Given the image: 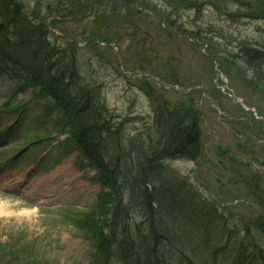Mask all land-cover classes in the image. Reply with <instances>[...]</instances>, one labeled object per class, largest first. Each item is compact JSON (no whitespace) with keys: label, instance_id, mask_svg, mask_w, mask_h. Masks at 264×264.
<instances>
[{"label":"rangeland","instance_id":"rangeland-1","mask_svg":"<svg viewBox=\"0 0 264 264\" xmlns=\"http://www.w3.org/2000/svg\"><path fill=\"white\" fill-rule=\"evenodd\" d=\"M16 1L27 5L26 0ZM137 1L138 3L135 0H105L100 6H108L106 15L113 8V5L108 4L116 3L114 9H116L117 14L122 15L125 11L123 7L131 6L135 10V6L142 2L144 5L150 4L154 8L152 18L142 19L137 23V27H141L144 32L151 33L153 37L160 32L159 28L163 24L160 15H169L171 7L178 8L180 16L172 18V21L176 22L183 32L198 35L199 43L198 47H193L189 46L191 42L187 43L183 39H178L173 44L174 46L168 44L173 52H177V47L180 48L178 60L174 65L177 67L178 73H172L169 80L179 81V86L185 92L197 83L205 86L206 94L203 93V96L205 95L208 100H203L201 105L207 130L212 132L214 137L216 135L222 138L230 136L234 139V134L241 136L240 134L244 131L235 126L234 131L236 129L237 133L235 131L233 135H230L231 123L239 119L237 116H242L239 119L242 122L247 119L249 114L243 110L237 100H232L228 96L220 101L222 104L220 106L219 103L210 98L214 88L206 78L208 66L202 53L214 54L218 57L215 60L217 61V68L220 69L219 62L222 61V58L226 55H239L242 48L247 47L250 51L259 48L264 51V22L257 20V13L254 12L256 7L261 6L260 0H197L183 5L177 1L172 4L169 0ZM189 5L200 6L201 12L198 15L190 12L191 8L197 7H190ZM104 19L106 20L102 23L101 35L108 36L109 32L113 36L116 26H119L121 34L131 31L124 23L109 22L107 17ZM93 21L92 18H89L86 23L57 26L61 29L57 32L69 33L79 45H85L88 42V35H83L80 31L81 28L87 27V34H89L91 30L98 28L99 26L93 24ZM131 42L130 38H124L119 43L120 66L118 63L116 66L117 55L115 50L107 52L111 61L109 64L96 62L95 59L88 56L90 54L83 51L77 52L80 60L75 61V63L82 85L91 87L97 84L101 91V104L108 113L106 118L110 121V116L113 120L115 119L111 123L121 129L118 136L123 140V145L121 144L123 151L125 153L132 152L131 159L135 162L138 157V150L149 148L148 136L154 138L157 130L158 134H161L166 101L171 102L167 105L168 108L170 106L176 107L177 103L180 104V101L177 100H181V96L174 92L173 97H171L166 92L161 93L159 88L154 87L152 89L154 104L149 107V103L140 88V83H128L125 81L126 79L124 80L122 76H119L120 74H117L118 67L124 72L137 76L133 79L141 80L138 77L140 75L155 76L161 85L168 86L167 82H164L168 79H162L160 73L161 61L166 55V53L162 54L161 50L163 51V49L160 50V46H157L159 55L154 59L156 56L152 54L150 63L145 60V57L149 56L148 47H143L141 44L137 48L139 54L135 60L127 50ZM137 42L139 44V40ZM153 44L156 42L154 41ZM56 46L63 50L66 43L57 42ZM153 47L155 48V46ZM99 49L90 47V51L104 54ZM39 61L41 62L40 59ZM87 61L90 64H87ZM203 66H207V68ZM138 67H141V71L135 72V68ZM242 68L227 70L226 73L228 72V74L223 73L222 77L217 76L215 82L212 78L211 81L214 83L215 89L223 87L228 95L241 98L244 108H253L255 114L258 115L257 108L264 110V100L258 99L259 95L253 90V87L243 88V82L237 80V77H240V71L243 70ZM262 69L264 70V66ZM14 75L12 76L8 69L0 66V106L9 102L11 107L16 102L20 103L32 99L33 93L31 91L15 93V89L21 85V81L15 79ZM248 77L250 76L248 75ZM202 79H206L207 82L204 83ZM192 98L195 106L198 107V95L195 94ZM153 111L154 116L151 117ZM6 112V110L0 109V118H7ZM24 112L26 115L21 117L22 121L17 127L0 135L2 137V139L0 138V156L4 155L2 160L4 163L0 168V264H96L93 259L98 255H94L95 249L92 247V240L90 241L89 236L75 226V220L78 217L91 212L95 213L97 210L95 202L100 195V188L91 182L92 169L81 170L76 161L78 153L70 154L67 149L69 147L61 143V138L58 140L54 138L43 145L27 150L26 154L23 155L26 159L23 164L20 165L15 160L12 161V166L9 165L6 157L23 145L24 141L53 134V119L59 116L58 111L54 110L47 117L46 113L41 111V105L29 106ZM207 137V133H204V139ZM215 146H223V140L218 139L210 142L206 149ZM262 152L264 155V150ZM263 158L264 156H262ZM166 165L175 174L162 167V172H166L164 178L172 179L176 181L174 184L180 185L179 189L183 199L192 198L191 202L195 201L196 204H200L207 210L219 207L220 210L218 211L223 214V220H225L213 223L215 230L210 228L212 237L206 239L197 229L198 225L194 223L193 217H185V215V219L182 216L172 217L174 232L169 240L163 239L164 241H160L159 245L160 249L161 247L162 250L164 249L163 253L166 252L165 256H162L166 263L239 264L238 261H240L242 264H264L263 231L252 227H250L249 235L244 231L248 226L247 217L254 216L250 205L239 200L231 201L224 198L226 195L240 196V194L248 193V191L234 190L231 184H226L225 188H220V185L208 177L209 175L196 170L192 162L179 160L171 161ZM88 166L87 164L86 167ZM120 167V177L126 178L118 190L121 197L125 198L127 191L124 189V182H131L127 180L129 177L127 170L131 167V163L129 161L122 163ZM209 186H212L214 190L209 189ZM190 187L191 190L187 189ZM240 187L241 185L238 189ZM258 189L259 196L264 197V183H261ZM250 193L251 191L248 194L249 198ZM213 200H217V202L209 204ZM220 202L222 205L219 204ZM130 218L135 222H131V224L137 228L144 226L141 222V215L136 210H132ZM163 221L165 219L160 221L158 217L156 219L157 224ZM223 222L227 223L228 228H230L226 235H223ZM121 227V224L118 223L117 231ZM168 227L170 226H167L166 222L161 225V228L166 231H168ZM107 232L108 230H105L104 234ZM117 237L120 239L119 234ZM14 253H16L15 256H13ZM243 256L246 259L244 262Z\"/></svg>","mask_w":264,"mask_h":264},{"label":"trees","instance_id":"trees-1","mask_svg":"<svg viewBox=\"0 0 264 264\" xmlns=\"http://www.w3.org/2000/svg\"><path fill=\"white\" fill-rule=\"evenodd\" d=\"M91 1L96 12H99L100 5L105 0ZM175 1L183 5L197 0H169ZM136 2L138 3L137 0ZM259 3L261 6L256 7L254 12L264 21V0ZM138 5H143V2ZM0 17V61L18 71L30 85L35 99L44 98L55 103L52 108H58L61 117L54 119L52 125L59 128V133L66 135L88 164L98 171L102 177L99 180L101 186L114 199L113 205L110 206L108 199L95 213L81 215L75 220V226L94 242L96 255H100L96 261H100V264H167L162 257L166 252L163 253L164 249H160L159 245L163 239L169 240L174 232L172 217L187 215L208 227L211 225L210 221L221 218L216 210H207L195 201L191 202L192 198L183 199L180 185L174 184L176 181L172 179H165L166 172H162L163 161L194 160L198 154L201 143L197 111L172 107L174 113L168 114L171 123L160 130V135L157 130L154 138L148 136L149 148L138 150V157L134 162L131 159L132 152L123 151V140L118 136L121 129L111 123L115 119L111 116V121L106 118L108 113L101 104V91L97 84L88 87L79 81V71L75 63L78 57L74 50H55L44 45L45 35H42L44 31L41 30L43 27L40 28L35 22L23 17L18 6L10 0H0ZM242 53L252 56L254 60L250 58V63L264 62V51L246 49ZM38 55L43 61H39ZM141 83L146 96L154 104L148 82ZM181 114L184 115L182 119L179 117ZM168 122L165 120V124ZM258 132L261 133V130ZM128 161L131 167L127 170V180L131 182H124L127 196L122 198L118 188L126 177H120V166ZM254 177L255 180L236 174L231 176L230 182H234L230 184H243L248 188V193L244 192L236 197L226 195L224 198L253 199L264 209V197L258 194V177ZM132 210L141 215L144 226L137 228L131 224L134 223L130 220ZM157 217L159 221H165L157 224ZM165 222L170 226L168 231L161 228ZM118 223L122 226L119 231ZM248 224L264 233V216L257 215ZM105 230H108L106 234ZM15 255L16 253L13 256Z\"/></svg>","mask_w":264,"mask_h":264},{"label":"flooded vegetation","instance_id":"flooded-vegetation-1","mask_svg":"<svg viewBox=\"0 0 264 264\" xmlns=\"http://www.w3.org/2000/svg\"><path fill=\"white\" fill-rule=\"evenodd\" d=\"M30 2H28L26 0L27 3V9H32L36 12H39L40 16L42 17V23L43 25L45 24L46 20L48 21V24L51 26H54L52 28L55 29V27L57 28V26H62V25H66V24H70V23H80L82 24L83 22H87L88 20V12H89V2L88 0H29ZM124 11V10H123ZM148 13V14H147ZM152 18L153 15H151L149 13V11H137L136 9L133 10L130 6V8L128 10H125L123 12L122 15H118L117 19H119V23H124L126 24L130 29H131V34H129L128 36L130 37V39L132 40L130 46H129V50L128 52L131 53L130 56L134 57L135 60H137V54H139V51L137 52V37H142L143 38V42H141V44L143 45V47L147 46V53L149 54L148 57H145V60L149 61L151 60V55H152V45H153V41L155 39V37H157V39L160 41L162 49H163V53H166V55L164 56V60L161 63V77L162 79L164 78L167 81V87L166 88V92L168 95H170L171 97L172 94L174 92H176V87H180L179 83L176 81H170L169 78L171 77L170 75L173 74H177L178 73V69L175 65V62L177 61L175 58L170 57L168 52H169V47H168V42H169V37L168 36H172L174 37V41H178V39H183L186 42H191V45L189 46H193V47H198V43H199V37L198 35H189L187 33H181L178 31V29L180 28L179 25L176 24V22H168L167 17H169L170 15L166 14V18L164 17L163 19V24L161 25V31L156 33L155 36L153 37V35L151 33L148 32H144L141 27H137V23L139 21H142V19H146L148 17ZM105 18V17H104ZM104 18L99 19V24L100 26L98 27L97 30L92 31L90 34H87V27L81 28V34H86L88 35V39L87 41H90V43H88L84 49L85 52H88L90 54H92L95 58L100 59V56L98 55V53L96 51H90V47H95V48H102L104 47L107 43L108 38H105L104 42L105 45L99 44L97 45L95 43V38L94 37H101V32L103 31L102 28V20H106ZM66 20H70V21H66ZM117 28H115V32H116V36H117V40H119V42L122 41V38H125L127 36V33L125 34H121L120 30H119V26H116ZM46 28V27H45ZM47 29V28H46ZM59 29V28H57ZM107 29V28H106ZM61 30V29H59ZM67 36L71 37L70 34H66ZM82 35V36H83ZM192 39V40H191ZM77 41V40H76ZM86 41V42H87ZM100 41V40H98ZM72 44V43H70ZM73 45V44H72ZM70 46V48H74L73 46ZM108 46V45H107ZM93 50V49H92ZM203 58L207 60V77L208 78V83L212 85L213 92L215 91V87H214V83L211 81L212 80L215 82L216 78H217V71H216V63L217 61L215 59H217V57L214 54H210V55H205L203 54ZM151 63V62H150ZM219 65H221L222 69L221 72L224 73V69L225 68H229L230 65L227 62L224 61H220ZM137 66V65H136ZM207 66H203L206 67ZM141 69V67L135 68V72H139ZM199 69V68H198ZM179 70L181 71V69L179 68ZM226 72V71H225ZM248 70L245 71L246 74H248ZM249 73H252L251 71ZM182 74V73H180ZM179 74V75H180ZM188 74V73H187ZM169 76V77H168ZM200 78V77H199ZM183 79V78H182ZM204 83H206L207 81L204 79L203 80ZM182 83V82H181ZM256 84V82H255ZM181 88V87H180ZM202 88V89H201ZM258 90H262L261 87L258 88ZM257 91V90H256ZM218 92L220 94H224L222 93V90L219 89ZM206 94V88L205 86L201 85V83H197L191 86L190 91L188 92L187 95H180L181 97V102L184 100V96L186 97H190L191 95H195L197 94L199 99H198V107L195 106L194 100H189L184 104L189 105V107L191 109H194L195 107V111L199 110V115L201 116L200 120H201V124H198V134H199V139H200V143L201 145L203 144L202 148L200 147V150L198 152V154L195 156L193 162L194 168L198 171H202L203 174H213V173H224V172H228V171H233V174H237V173H246L249 171L252 172H256L255 167L253 165V163L251 162L250 159H248L247 156H250L251 154H249V150L248 148L246 150L243 151V153H239L236 148H232L233 150V154L237 159H240L244 162H247L249 165H251L250 169H246V168H240V170H231V169H219V170H214L212 166H210V163L206 160V158H208L206 155L205 157L203 156L204 154H208L205 153V151L207 150V146L210 142H213L215 140H223V143H228L229 145L232 146V141H231V137L227 136L222 138L219 135H216L214 137L213 133L207 130L206 124H205V120H204V116H203V107L201 105V102L205 99L208 100V98L204 95L203 98L201 99V94ZM211 98V97H210ZM224 99V96H221L219 100H217V103H219V106L222 105L221 104V100ZM214 100L216 101V99L214 98ZM216 104V103H215ZM217 106V105H216ZM218 108V106H217ZM215 108V109H217ZM218 110V109H217ZM216 110V111H217ZM259 112H262V110H259ZM202 115H201V113ZM264 114V113H263ZM239 121V120H237ZM234 122L236 123V121L234 120ZM227 125V123H225ZM231 127H232V123H231ZM232 130H230V135L233 134V128H231ZM204 133H207L208 137L206 139H204ZM228 138V139H227ZM255 138V136L253 137ZM259 139H260V143L261 145L264 144V130H263V134L259 135ZM243 139L241 138V141ZM243 143V142H242ZM241 143V144H242ZM264 147H262L263 149ZM254 155V154H252ZM261 168H259L261 171V173L264 172V168L262 166H260ZM257 173V172H256Z\"/></svg>","mask_w":264,"mask_h":264},{"label":"water","instance_id":"water-1","mask_svg":"<svg viewBox=\"0 0 264 264\" xmlns=\"http://www.w3.org/2000/svg\"><path fill=\"white\" fill-rule=\"evenodd\" d=\"M52 31V30H51ZM156 82L158 83V81L156 80Z\"/></svg>","mask_w":264,"mask_h":264}]
</instances>
